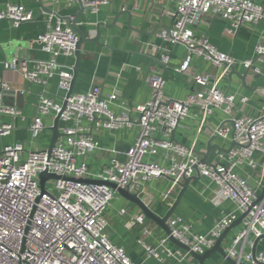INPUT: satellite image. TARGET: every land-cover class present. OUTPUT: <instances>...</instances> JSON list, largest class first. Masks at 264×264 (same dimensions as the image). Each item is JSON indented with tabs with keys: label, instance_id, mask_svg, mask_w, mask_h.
I'll use <instances>...</instances> for the list:
<instances>
[{
	"label": "built area",
	"instance_id": "1",
	"mask_svg": "<svg viewBox=\"0 0 264 264\" xmlns=\"http://www.w3.org/2000/svg\"><path fill=\"white\" fill-rule=\"evenodd\" d=\"M59 1L51 0L52 3ZM63 1L67 7L79 1L85 11L96 15L113 0ZM168 1L176 3L173 24L169 29L161 30L158 38L186 48L185 58L175 69L177 73L184 74L192 59L200 58L214 67H224L222 75L229 66L239 63L264 78V43L259 42L254 47L250 59L237 62L217 51L205 36L194 32L202 16L212 13L227 22L225 32L233 36L243 25L264 21L261 5L252 0ZM69 18L73 20L72 16ZM32 19L33 12L20 4L8 3L0 10V21H10L13 28ZM35 42L49 56L47 60L13 59L4 67L19 72L23 79L36 85L45 86L51 79H57L62 100L57 102L42 91L28 133L30 144L35 143L48 130L44 118L49 117L53 122L59 115L61 136L50 155L47 148L32 149L21 142L0 146V264H137L129 258L124 247L110 239L106 214L119 195L107 184L143 193L145 184L156 179H171L177 186L183 178L195 175L196 166L200 177L216 187L212 203L220 205L230 201L234 205L233 212L219 217L203 235L193 233L191 226L180 217H171L167 221L169 236L162 237L153 247L146 243L152 223L138 210L128 226L140 227L136 243L143 249L145 258L159 263L174 260L197 264L188 252L171 247L169 237L202 255L213 248L237 218L246 214L225 250L226 256L237 263L264 264V250L256 251L254 258L251 254L254 241L264 236V197L254 204L259 194L250 185L252 173L239 175L242 168L253 173L258 171L260 177L264 174V115L231 118L237 97L219 89L217 79L207 73L192 77V84L197 89L183 100L165 98L164 80L158 73L148 77L150 99L131 108L126 102H119L115 92L103 96L97 85L66 97L72 82V69L59 65L57 59L74 56L77 34L70 28L69 21L50 14L44 32ZM160 57L166 66L169 62L167 52L161 53ZM10 91V86L0 80V139L14 130L13 123L4 122L3 118L25 120L20 109L3 103V95ZM238 101L243 104L247 98L240 97ZM192 109L200 113L202 120L216 110L228 118V122L214 129L213 135L230 139L234 147L226 152L217 151L209 165H200V159L192 149L170 140L172 131ZM135 125L138 134L123 152L124 158L119 159L114 151L108 152L110 155L105 164L92 171L89 158L104 152L94 134L102 130L131 129ZM256 154L263 158L261 164L255 160ZM152 156H160L162 162L147 160ZM43 172L59 179H47L42 190L39 175ZM125 214V209L118 212L119 216Z\"/></svg>",
	"mask_w": 264,
	"mask_h": 264
},
{
	"label": "crops",
	"instance_id": "2",
	"mask_svg": "<svg viewBox=\"0 0 264 264\" xmlns=\"http://www.w3.org/2000/svg\"><path fill=\"white\" fill-rule=\"evenodd\" d=\"M252 1L264 8V0ZM8 3L20 4L31 10L33 19L21 23L17 28H13L8 20L0 21V80L6 82L10 90L14 92V94H4L3 103L20 109L25 118L22 122L18 119L3 118L4 122L13 123L14 130L9 136L0 139V146L21 142L32 149H45L49 146L51 132L46 130L35 143L30 144L28 126L37 114L38 96L42 91L57 102L62 100L63 93L57 89V79H51L45 86L32 84L23 79L19 72L6 69L4 64L13 59L45 61L49 58L35 41L44 32L45 21L50 14H40L43 9L37 0H0V10ZM42 3L44 8L55 14V17L76 15L77 27L86 38H94L96 26L102 24L98 41L100 45L86 43L81 47L82 58L73 87L74 93H83L90 86L97 85L103 96L115 92L119 102L124 101L131 108L150 99L151 89L148 85V77L151 73H158L163 77L165 98L171 100L185 99L197 89L192 84V77L198 73H207L217 79L219 89L235 94L237 97L231 118L264 115V78L246 70L239 63L234 65L233 72L228 69L222 75L224 67H214L200 58H193L184 74L175 71L185 58L186 48L181 44H169L158 38L161 30L173 24L175 1L113 0L108 6L102 7L96 15H91L85 10L81 11L79 3H74L71 7H67L63 0L58 3L42 0ZM116 17V23L106 28L105 26L115 22ZM227 27V22L221 17L207 13L194 27V32L196 35L205 36L217 51L230 56L237 62L250 59L254 47L259 42L264 43V21L243 25L233 36L226 34ZM154 46L160 49L156 51ZM164 51L169 57L166 66L163 65L160 57ZM154 58L160 63L155 62ZM57 62L61 66L72 68L75 58L74 56L59 57ZM240 97L247 98L246 103L241 104L238 101ZM113 110L117 111V108L113 107ZM132 117L135 118V115L133 114ZM224 122H228V118L221 111L216 110L202 120L200 113L192 109L190 115L180 121L174 133V140L196 152H205L207 143L210 141L216 148L227 151L232 146L231 140L215 138L213 135L214 129ZM44 124L46 127L52 125L51 119L45 117ZM137 134L136 125L131 129L114 132L102 130L95 133L94 136L101 143L104 152L89 158L90 169L94 172L100 169L110 155L108 152L114 151L119 159H123V152L132 145ZM217 151L216 149L212 151L207 159L208 163L213 162ZM197 156L201 159L200 155L197 154ZM147 160L162 162L160 156L148 157ZM255 160L261 164L263 158L260 154H256ZM247 174H251L250 185L257 194H260L264 186L263 176L260 177L258 171L253 173L248 168L239 170L240 176ZM215 189L216 187L205 178L192 181L172 217H180L188 223L193 233L206 234L219 217L234 210V205L230 201H224L220 205L212 203ZM178 191L177 186L161 178L146 183L140 197L154 212L164 214L174 202ZM121 209L126 210L124 216L118 215ZM137 213L138 208L121 197L113 202L106 214L110 223L111 241L124 247L129 258L137 264H187L186 262L177 263L174 260L159 263L154 259L145 258L143 249L136 243L140 227L128 226ZM240 227L238 225L229 231L222 242L224 251ZM164 236L166 234L152 223L151 233L146 237V243L155 247ZM170 245L174 247L173 244ZM247 250L249 251L248 248ZM262 250H264V239L257 245V252ZM204 264L228 263L220 254L215 253Z\"/></svg>",
	"mask_w": 264,
	"mask_h": 264
},
{
	"label": "water",
	"instance_id": "3",
	"mask_svg": "<svg viewBox=\"0 0 264 264\" xmlns=\"http://www.w3.org/2000/svg\"><path fill=\"white\" fill-rule=\"evenodd\" d=\"M37 1H38L39 5L41 6V8L43 9V11H41L40 14H42V13H44V14H53L52 11H50L47 8H44L42 0H37ZM78 3L80 4L79 1H78ZM80 8H81V11H84V9L81 6V4H80ZM126 14H128V13H126ZM57 17H59V16H57ZM72 17H73V20H71V21H70L69 16L68 17H59L60 19H65V20L69 21L70 28L78 36V42L76 44V48H75V52H74L75 63H74V66L71 68L72 69V82H71L70 90L67 93L66 97H69L72 94L73 87H74L75 81L77 79V75H78V71H79V67H80V63H81V58H82L81 47H82V45H84L86 43H94V44H97V45L99 44L98 41L100 39V34H101L100 33V26L102 25V24H99V25L96 26V36L94 38L89 39V38H86L84 36L82 31L78 27H76L77 16L74 15ZM116 19H117V17L115 18V22L113 24H111L109 26H105V27L106 28L107 27L108 28L112 27L116 23ZM169 28H166V29H169ZM154 61L156 62L158 60L154 58ZM157 63H160V62L158 61ZM229 69L231 70V72H233L234 71V66H229ZM6 94H14V92L10 91V92H7ZM64 108H65V102L62 105V110ZM47 129H48V131L51 132L50 143H49V146L47 147V150H46L47 154L50 155V153H51V151H52L57 139L61 136V134L59 132V115L53 120L52 125L50 127H48ZM174 133H175V130L172 131L170 140L173 141V142H176L174 140ZM214 137L217 138V136H214ZM211 140H212V138H211ZM233 147H234V144H232L230 149H232ZM214 149H216V150H218L220 152H226L224 150L216 148V146L211 144V141L207 143V148H206L205 152H196V151H194V153L196 155L198 154V155L201 156V159L199 161L200 165H209L208 162H207V159H208L209 155L212 153V151ZM200 178L201 177L199 175L198 167L196 166L195 167V175L194 176H191L189 178H183L182 182L177 183L179 191H178V193L176 195V198H175L174 202L164 212V214H158V213L154 212L144 202V200L140 197V195L142 193L141 191L138 190V191L132 192L129 189H125V190L124 189H119L114 184H107V185L109 187L115 189L117 191L119 197L123 198L125 201L129 202L130 204L135 205L138 208V210L143 213V215L146 217V219L149 222L153 223L156 227L161 229L166 234V236H169L170 230H169V227L167 225V221L175 214V211H176V209H177V207H178V205L180 203V200H181L183 194L187 191V189L189 187V184L192 181H198ZM47 179H59V177H57V176H55L53 174H48L47 172L41 173L39 175V180H40V187H41L42 190H43V187H44V182ZM168 180L170 182H172L171 179H168ZM263 180H264V175H263ZM86 182L87 183H99V182H96V181H86ZM263 197H264V186H263V189L260 192V194L257 195V199L254 202V204L260 202L263 199ZM245 215L246 214H243L239 218H237V220H235L234 223L222 233V235L218 238V240L216 241V243L213 246V248H211L210 250H207L202 255H199V254H196V253L190 251V249L187 246L181 244L180 242H178L177 240L173 239L172 237H169V241L176 248H179V249H181L183 251L188 252L190 254V256L198 264H204V262L207 259H209L215 253L220 254L226 260V262L228 264H244V263H241V262L237 263V262L231 260L230 258H228L226 256V253H225L224 249L222 248V242L226 238V236H227V234L229 233L230 230H232L233 228H235V227H237L238 225L241 224V221L245 217ZM261 239H264V236H262V237H260V238H258V239H256L254 241L253 247L251 249V254H252L253 258H254L255 254H256V251H257L258 242Z\"/></svg>",
	"mask_w": 264,
	"mask_h": 264
}]
</instances>
